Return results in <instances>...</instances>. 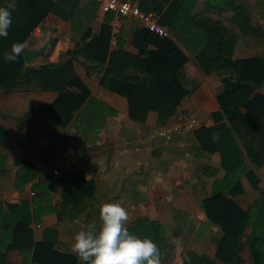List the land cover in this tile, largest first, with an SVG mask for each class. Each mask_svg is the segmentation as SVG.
Listing matches in <instances>:
<instances>
[{
    "label": "trees",
    "instance_id": "1",
    "mask_svg": "<svg viewBox=\"0 0 264 264\" xmlns=\"http://www.w3.org/2000/svg\"><path fill=\"white\" fill-rule=\"evenodd\" d=\"M165 1L169 4L160 0H140L139 6L145 13L154 10L160 24L176 40L137 26L132 43L138 53L133 54L126 50L123 29L115 47L108 22L100 34L94 33L93 25L100 9L93 0H15L7 38L0 37V91L28 86L56 92L58 97L45 109L51 124L60 129H75L77 134L95 133L97 137L109 118L116 117L119 112L92 96L76 70V62L81 63L88 74L103 75L102 86L128 100L130 119L137 123H146L149 112L154 111L159 114V122L164 124L179 111L187 94L179 75L188 62L179 42L196 55L206 74L226 72L222 74L224 90L218 96L221 110L212 114L215 125L195 131L200 144L198 156L204 152L221 156L220 168H203V174L215 181L211 194L200 207L220 228L212 239L216 257L221 262L243 264L244 239L248 229H252L247 244L254 264H264V188H260L258 175L264 168V94H255L257 89L264 87V56L233 59L241 35H263V29L255 28L246 7L234 0H213L225 13L231 11L233 14L234 19L224 20L194 14V0ZM8 3L9 0H0V7ZM108 15V19H112V15ZM262 15L264 17V11ZM49 17L71 24L70 37L74 45L64 61L28 65L30 58L23 50L15 61L4 59L14 43L25 44ZM237 17L241 20H236ZM234 24L239 25L240 33L233 29ZM6 133V127L0 125V147ZM35 135L30 131L27 140L18 142L17 149L40 150V141ZM84 141L89 142V139ZM7 162L8 157L0 152V173L6 169ZM221 170L225 171L222 178L219 177ZM40 174L39 167L16 157L18 190L34 183ZM245 179L259 191V197L248 209L234 200L245 193ZM60 183L64 186L63 200L57 206L51 204L49 183L43 180L33 185L34 196L30 201L7 204L0 201V264H15L8 259L12 251L20 252L24 258L22 264H84L70 251L57 249L59 234L56 229H46L43 240H35L32 226L40 225L45 216L55 215L60 221L75 220L73 211L86 206L84 200H88L89 206L94 199L96 184L85 180L78 172L65 171ZM176 212L175 235L181 236V214L179 210ZM127 229L135 237L157 245L161 264H217L197 254L181 253L171 241L166 226L149 217L136 220ZM202 230H205L204 236H201ZM208 233L209 229L201 225L195 240H204ZM175 251L177 257L171 262Z\"/></svg>",
    "mask_w": 264,
    "mask_h": 264
},
{
    "label": "crops",
    "instance_id": "2",
    "mask_svg": "<svg viewBox=\"0 0 264 264\" xmlns=\"http://www.w3.org/2000/svg\"><path fill=\"white\" fill-rule=\"evenodd\" d=\"M130 1L138 4L140 2V0ZM160 1H163L166 5L169 4L165 0ZM194 1L196 3L194 14H206L223 20L225 18L234 19L231 11L225 13L223 7L216 4L213 0ZM234 1L236 4L246 7L252 18V25L255 28H262L263 35H241L233 59L244 60L255 58L258 55L264 56V17L262 15L264 0ZM151 12L156 13L154 10ZM108 16V14L99 10L97 20L93 25L95 34L101 33L102 27L106 22L111 26L113 17L109 20ZM236 20L239 21L241 18L237 17ZM137 26L140 25L133 19H126L124 21L123 35L126 39V50L133 54L138 53V50L132 43ZM70 29V23L56 17H49L24 44L23 52L30 58L28 65L40 66L46 63L58 64L64 61L67 57L66 53L74 45L70 37ZM233 29L240 33L239 25L234 24ZM171 38L176 40L172 35ZM116 43L117 40L113 39L112 46L115 47ZM178 44L188 57V62L179 75L187 94L176 115L164 124L159 122V114L154 111L149 112L146 123H137L131 120L128 100L103 87L101 84L103 75L88 74L86 68L79 62L75 63L76 70L90 88L92 96L117 109L119 112L116 117L109 118L107 125L99 132L97 137L95 133L92 135L77 134L75 129H60L51 124L50 117L45 112V109L58 97V93L56 92H44L28 86H20L10 91H0V125L5 126L7 129L6 136L1 143L0 152L8 157L6 169L0 173V201L4 204L30 201L34 196L33 185L43 180L49 183L51 204L55 206L60 205L63 200L62 192L64 189V186L60 183V178L65 171L78 172L85 180L94 181L96 192L93 196V201H95V198L96 201L97 199L98 201H107L116 195L118 196L122 193L123 188L129 186L124 185V180L135 170L131 165L134 159H132L133 154L129 153L124 146L129 144L130 140L135 139L136 142L138 139L151 140L153 147L158 146V148H163L165 143L163 139L169 140L164 138L166 137V131L172 129L180 121V114L184 112L194 115L199 126L196 130L214 126L215 122L212 114L221 110L218 96L224 90L222 74L226 72L206 74L199 65L196 55L189 52L180 42ZM257 93L264 94V87L257 89L255 94ZM30 131L36 133L35 137L39 139L41 149L28 148L26 150H18V142L27 140ZM157 132L159 137H157ZM172 133H177V131ZM174 137L173 141L171 140L166 144L173 146L169 150L175 149L177 141L180 140L179 146L183 148L189 147V150H185L186 155L191 154L193 151L195 159H197L198 167L196 166V161L194 162L193 160L189 173L192 175L200 174L201 178L197 180L198 182L193 183V176L190 175L189 180L192 181L191 186L193 187L190 194L200 204L211 194L215 181V178L207 177L203 174V168L207 166L220 168L221 156L219 153L209 152H204L201 156H198L197 150L200 144L193 133H185L180 139L176 136ZM85 139H89V142H85ZM51 151L55 153V156L48 163L47 155ZM144 155L145 153L142 152L140 163ZM16 157L23 158L41 169L40 177L34 183L29 184L24 190L16 188ZM140 163L136 165L140 177H137L138 180L135 184L137 188H144L148 177L143 163L141 166ZM55 169L61 172L60 176L53 175V170ZM260 174L263 177L260 188H264V168L260 171ZM224 175L225 171L221 170L219 177L222 178ZM246 182H248L247 179L244 180L245 193L234 198L244 209H248L255 199L259 197V191L254 188L252 189V186L249 188ZM160 184L165 188H169L170 186L175 188L178 186L168 181H160ZM155 196H158V199ZM87 201H83V204H86V206L77 207L73 211L76 215L75 220L60 221L57 216L48 215L44 217L40 225L34 224L32 228L36 242L43 240L46 229H56L59 234L57 249L66 252L70 251L72 244L75 242L74 236L78 232L90 230L96 233L90 225L89 220L93 219L97 214L93 213L91 205L89 203L88 206ZM152 201L158 204L172 203L174 202V193L163 194L160 191L154 195ZM180 209L176 205L172 211L166 212L167 215H162L164 214L163 212L156 217L152 215L143 217H149L153 221L170 217L177 219L176 211L179 210L180 214H182ZM140 218L142 217L136 220ZM251 234L252 229H248L246 241ZM246 249L251 253L252 264H254L251 249L249 246ZM8 259L15 264H22L24 262V258L19 251L10 252Z\"/></svg>",
    "mask_w": 264,
    "mask_h": 264
},
{
    "label": "rangeland",
    "instance_id": "3",
    "mask_svg": "<svg viewBox=\"0 0 264 264\" xmlns=\"http://www.w3.org/2000/svg\"><path fill=\"white\" fill-rule=\"evenodd\" d=\"M195 131L196 128L184 127L183 129L178 130L177 133H172L168 136L166 135L164 138L169 140L163 139L165 142L164 143L162 141L164 143L163 148H158V146L153 147L151 140L140 139H138L137 142L135 139L130 140V143L124 146L125 149L129 151V153L133 154L132 159H134V161L131 162V165L135 170H133L134 172H132V174L128 176L126 180H124V185L129 186L127 188H123L122 193H120L118 196L116 195L107 201H98V199L96 201L95 198V201L90 203L93 213H96L97 215L89 221L90 225L97 234L102 226V221L100 219V207L105 203H119L127 210L129 214V221L124 225L125 227L130 226L139 217L147 215L156 217L158 214H162L163 212L164 214L162 215H167L166 212L172 211L177 205L182 211V214L180 215V218L182 219L181 225L183 228L181 236L175 235V230L178 227V222L175 217L154 221L160 222L166 226L171 241L174 245H176L177 248H179L181 253L197 254L199 256L206 257L209 260H214L217 262V264H224L216 257V246L212 239L213 236L218 234L220 228L214 225L208 219L206 213L201 210V203L199 204L198 200L195 201L190 194L193 190V187L191 186L192 181L189 180L190 175H192L189 173V171L192 168L191 163H193V160L194 162L196 161V166L198 167L195 154L192 151L191 154L186 155L185 150H189V147L183 148L179 146L181 142L180 140L177 141L175 149L169 150V148L173 146L166 145L171 140L173 141L175 138L174 136L180 139L185 133H193L195 135ZM158 132L157 137H159ZM142 152H144L145 155L140 163V155ZM54 156V152L51 151L48 153L47 162L49 163L52 161ZM137 163H140V166L143 163V167H145L146 175L148 177L146 186L144 188H137L135 184L138 180L137 177H140V173L136 166ZM198 170L200 171V169ZM258 175L260 176L262 182L263 177L260 172ZM192 176L193 183L201 178L200 174H193ZM149 181L150 183L148 184ZM160 181H168L169 183H174L178 186L175 188L172 186L165 188L160 184ZM246 183L248 187L251 188L252 185L249 184V180ZM160 191L163 194H168L169 192L172 194L174 193V202L167 204L153 203L152 200L154 195ZM121 198L123 199L121 200ZM155 198L158 199V196H155ZM201 225H205L209 229V233L204 240L196 241L195 234ZM204 234L205 230H202L201 236H204ZM245 239L241 253L243 264H252V256L251 253L246 249L248 246ZM176 257L177 251H175L170 257L171 262L174 261Z\"/></svg>",
    "mask_w": 264,
    "mask_h": 264
},
{
    "label": "clouds",
    "instance_id": "4",
    "mask_svg": "<svg viewBox=\"0 0 264 264\" xmlns=\"http://www.w3.org/2000/svg\"><path fill=\"white\" fill-rule=\"evenodd\" d=\"M15 0L0 7V37L7 38L11 26V11ZM24 48L14 43L11 52L5 54L6 61H15ZM102 226L97 233L80 231L74 236L71 254L84 264H161L160 251L151 240H141L130 234L124 226L129 214L119 203H105L100 207Z\"/></svg>",
    "mask_w": 264,
    "mask_h": 264
},
{
    "label": "built area",
    "instance_id": "5",
    "mask_svg": "<svg viewBox=\"0 0 264 264\" xmlns=\"http://www.w3.org/2000/svg\"><path fill=\"white\" fill-rule=\"evenodd\" d=\"M99 5V9L112 15V35L116 40L121 34L126 19H133L138 25L147 28L161 37H171L169 30L162 26L159 22L158 15L154 12L145 13L140 9L138 3L130 0H93ZM184 127L198 128V121L189 112L180 114V121L170 130L166 131L165 135H169L174 131L183 129ZM54 176H59L60 171L53 170Z\"/></svg>",
    "mask_w": 264,
    "mask_h": 264
}]
</instances>
